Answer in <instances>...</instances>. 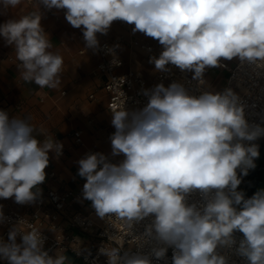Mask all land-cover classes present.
Returning <instances> with one entry per match:
<instances>
[{
  "label": "clouds",
  "instance_id": "1",
  "mask_svg": "<svg viewBox=\"0 0 264 264\" xmlns=\"http://www.w3.org/2000/svg\"><path fill=\"white\" fill-rule=\"evenodd\" d=\"M22 3L0 0V14ZM40 5L63 9L72 27L83 26L88 49L99 48L97 34L107 35L114 21L134 25L133 33H144L163 46L159 58L149 61L156 71L167 72L168 65L194 71L200 86L206 84V68L222 66V59L238 58L264 69V0H37L32 11L0 24V36L14 49L20 79L41 89L61 87L64 58L52 50L41 26ZM118 47L108 48L114 66L119 65ZM144 95L148 102L142 109H126L124 99L111 111V155L124 158L113 163L103 153H90L78 161V175L86 178L84 199L92 202L100 219L125 229L123 235H109L99 254L107 257V264H152L150 255L166 259L172 247V264H228L218 248L235 245L238 231L243 233L238 255L249 264H264V190L248 199L237 190L238 170L248 175L259 156L257 144L243 142L255 141L264 128L249 125L239 96L230 88L195 96L173 82ZM30 121L0 110V198L14 197L21 205L40 197L49 152L58 158L63 148ZM196 191L205 203H188ZM2 207L0 223L5 221ZM150 216L145 233L132 241L142 245L152 238L164 246L148 255L124 251L133 225ZM24 224L23 219L12 227L8 242L0 238V258L8 264H72L64 249L49 255L42 230ZM73 250L79 254V243Z\"/></svg>",
  "mask_w": 264,
  "mask_h": 264
},
{
  "label": "crops",
  "instance_id": "2",
  "mask_svg": "<svg viewBox=\"0 0 264 264\" xmlns=\"http://www.w3.org/2000/svg\"><path fill=\"white\" fill-rule=\"evenodd\" d=\"M37 0H23L22 5L16 9H9L6 14H0V24L8 19H14L20 15L32 11ZM41 26L49 34L53 43V51H59L64 58V71L61 74V87L59 89L39 88L34 83H25L19 77L14 49L6 45L0 36V110L7 111L11 116L18 118L31 117V123L37 129L43 127L46 133L63 144L62 154L57 158L55 153L49 152V165L46 167V179L40 184L41 192L47 188L57 191H78L84 182V178L78 175V161L83 158L88 149H95L98 153L105 154L113 163L120 161V156L111 155V135L115 132L111 120V112L107 110L108 95L103 89L104 76L97 71L99 56L96 50L88 49L86 42L80 37L81 28L72 27L65 18V10L43 8ZM134 25L123 21H114L107 35L97 34L101 41L119 45L117 48L124 65L118 71L134 70L142 75L147 86L152 85L153 63L150 58L156 57L159 46L158 40L146 36L144 33H133ZM142 44L152 45V50L142 48ZM236 58L222 61L233 64ZM220 71L218 67H209L206 78L209 86L215 90L222 87L225 77L220 84L216 82L214 75ZM216 83L219 85H216ZM80 130L81 144H76L71 132ZM43 139V136L39 137ZM50 173H53L50 175ZM4 208H13L29 215L36 208L34 203L18 204L14 197L0 198ZM50 210L48 203L40 212V227L56 235L61 230L76 235L86 247L96 242L95 232L99 224V217L92 212L91 203L86 200L70 201L63 210L58 213L55 220L46 214ZM80 212L90 217L95 226L89 233H81L76 228L70 227L68 218ZM52 222L59 224V229L50 227ZM8 242V238L4 240ZM17 243H21L17 238ZM54 250L52 256H55ZM66 256L72 264H83L73 253L65 250ZM0 264H8V261L0 258Z\"/></svg>",
  "mask_w": 264,
  "mask_h": 264
},
{
  "label": "built area",
  "instance_id": "3",
  "mask_svg": "<svg viewBox=\"0 0 264 264\" xmlns=\"http://www.w3.org/2000/svg\"><path fill=\"white\" fill-rule=\"evenodd\" d=\"M41 7L45 8L43 5ZM83 41V32L80 35ZM98 39V38H97ZM99 48L96 50L99 56V61L97 63V71L104 76L103 89L108 95L107 110L113 111L120 107L125 99V107L128 110L142 109L148 102V97L144 95L145 90H152L155 86L163 83L165 87L170 86L173 82H179L188 90L189 94L199 96L203 91H211L213 93L223 92L225 89H232L240 98V104L244 106L245 119L250 126L259 125L264 128V69H255L254 66L249 65L246 62H241L238 58L235 59L233 64H228L221 60V65L218 68L220 71H226L225 81L222 87L215 90L209 86V82L206 78V71L204 73V80L206 84L200 86L198 81L193 79L194 71L180 70L174 65H168L170 69L167 72H158L155 70V65L153 64V76L152 85L147 86L146 80L141 74L135 72L134 70L127 69L124 71H118L124 65V61L120 56L117 48H115L116 58L119 60V65L114 66L112 64L113 56L109 54L108 48L114 47L115 45L99 40ZM142 48L146 50H152V45L142 44ZM163 51V47L159 46V50L156 54V58ZM73 140L76 144H81V132L80 130H74L71 132ZM262 142H264V135L256 139L255 141H244L246 146L251 144H257L259 149ZM258 149V150H259ZM98 153L95 149H88L84 152L83 158L87 154ZM123 155H120V161L123 159ZM251 169H249L250 171ZM248 171V172H249ZM53 173H50L52 175ZM238 175L244 179L245 176L241 175L238 170ZM86 183V178L81 187L76 192L71 190L57 191L53 188H47L44 192H41L40 197L34 202L36 208L32 210L29 215H25L19 210L13 208H4L2 211L4 213L5 221L0 223V238L5 240L8 238L9 231L15 226L20 220L25 221L23 227L26 228L27 223H32L42 230V235L46 238L44 249L49 252L52 256L54 250H66L73 253L74 257L78 258L83 264H107V257L99 254V248L109 242V235H123L124 226L119 222H113L111 225L107 219H100L99 224L95 232L96 242L94 245L86 247L81 245V241L77 239L76 235L70 234L61 230L56 235H50V233L40 227V212L44 205L48 203L50 210L46 212L47 215L52 220H55L58 213H60L65 205L70 201L86 200L91 203L90 200L84 199L83 197V185ZM238 186V191L241 184ZM40 188V186H38ZM188 203H200L203 204L205 201L199 191L193 192L188 196ZM0 205L1 202H0ZM92 212L95 209L92 207ZM153 217H147L139 223H135L132 228V235L125 236L124 251L130 250L132 253L150 254L154 247H162L164 245L157 242L155 239L147 238V242L142 243V245H136L132 241L133 236H142L145 233L146 226L149 225ZM68 223L70 227L76 228L81 233H89L92 228L96 225L90 215H85L80 212L72 214L68 218ZM50 227L53 229H59V224L52 222ZM20 242L21 238L18 236ZM234 239L236 244L231 248L221 247L218 248V252L221 255L227 257L228 264H249L246 257L238 255L236 249L239 246V242L243 239V234L240 232L234 233ZM79 243L80 252L77 254L73 248H77ZM114 243V242H110ZM174 249L169 247L166 253V259L158 260L154 255H150L152 264H172V256Z\"/></svg>",
  "mask_w": 264,
  "mask_h": 264
},
{
  "label": "water",
  "instance_id": "4",
  "mask_svg": "<svg viewBox=\"0 0 264 264\" xmlns=\"http://www.w3.org/2000/svg\"><path fill=\"white\" fill-rule=\"evenodd\" d=\"M254 163L255 167L244 177L240 186L246 199L251 198L257 191L264 190V142L261 144L259 156Z\"/></svg>",
  "mask_w": 264,
  "mask_h": 264
},
{
  "label": "rangeland",
  "instance_id": "5",
  "mask_svg": "<svg viewBox=\"0 0 264 264\" xmlns=\"http://www.w3.org/2000/svg\"><path fill=\"white\" fill-rule=\"evenodd\" d=\"M227 75V72L226 71H224V72H216L215 73V75H214V78H215V80H216V82H218L219 84H220V82H221V79L223 78V77H225ZM216 85H218L217 83H216ZM218 87H219V85H218ZM241 178V177H240ZM243 180V178H241V181ZM96 214V213H95Z\"/></svg>",
  "mask_w": 264,
  "mask_h": 264
}]
</instances>
